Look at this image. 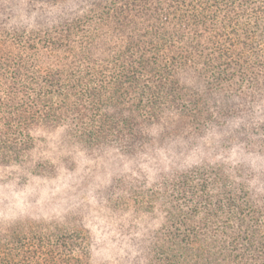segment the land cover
I'll list each match as a JSON object with an SVG mask.
<instances>
[{
    "label": "trees",
    "instance_id": "trees-1",
    "mask_svg": "<svg viewBox=\"0 0 264 264\" xmlns=\"http://www.w3.org/2000/svg\"><path fill=\"white\" fill-rule=\"evenodd\" d=\"M106 152L115 227L5 207L0 264H264V0H0V187Z\"/></svg>",
    "mask_w": 264,
    "mask_h": 264
},
{
    "label": "rangeland",
    "instance_id": "rangeland-1",
    "mask_svg": "<svg viewBox=\"0 0 264 264\" xmlns=\"http://www.w3.org/2000/svg\"><path fill=\"white\" fill-rule=\"evenodd\" d=\"M200 159L215 162V159L206 155L201 156ZM75 160L79 170L83 169L81 178L78 180L81 185L78 192L57 190L51 194L50 190H43L35 198L31 189L15 193L13 189L0 187V200L5 203L4 205L2 202L0 203V211H3L5 207L22 210L26 202L30 203L37 199L36 203L28 205L24 211L29 215H44L43 217H46V215H59L65 211L69 201H72L69 204L70 208L72 203L77 206L81 205L90 217V221L96 222L95 226L115 227L117 213H115L112 203L106 205V200L107 198L111 199L108 194L116 181L122 179L125 174L129 175L131 161L112 152L104 153L95 162H91V159H86L83 156H77ZM124 216L127 217L128 213H125ZM111 225L112 227H110ZM92 228L94 230L96 227Z\"/></svg>",
    "mask_w": 264,
    "mask_h": 264
}]
</instances>
